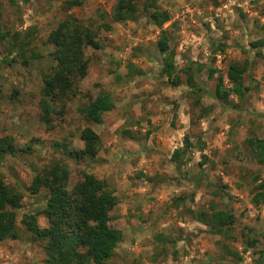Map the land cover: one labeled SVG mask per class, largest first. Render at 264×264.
<instances>
[{
  "label": "rangeland",
  "instance_id": "obj_1",
  "mask_svg": "<svg viewBox=\"0 0 264 264\" xmlns=\"http://www.w3.org/2000/svg\"><path fill=\"white\" fill-rule=\"evenodd\" d=\"M65 1L0 0V30L7 33L0 40V57L10 56L9 63L0 58V135H11L17 146L0 159V176L22 195L18 235L0 240V264H41L42 241L31 236L22 220L33 217L46 224L40 212L43 190L32 193L28 185L53 158L67 164L68 186L85 171L103 178L115 195L109 223L120 229L121 238L108 264H255L258 249L264 251V207L250 202L252 177L260 166L245 138H264V46L257 53L248 41L264 37V0H155L169 13L162 27L176 67L187 60L204 63L197 80L208 90L199 100L209 106L208 114L199 115L184 84L171 85L160 76L159 28L140 8L134 19L113 22L100 32L98 48L84 49L87 71L63 114H54L47 128L37 101L41 74L53 64L48 30L70 13L93 22L98 9L108 11L114 2L79 0L65 9ZM137 1L141 7L144 0ZM25 39L23 51L18 45ZM217 41L225 43L223 51L215 49ZM229 61L246 68L248 89L238 108L222 105L209 93L214 76L224 75ZM209 67L215 68L212 77ZM100 89L109 92L113 106L100 122L89 124L98 134L97 153L75 160L53 142L82 146L78 133L85 121L77 106ZM185 133L194 145L176 169L170 154ZM209 205L233 213L229 237L192 217V210ZM241 231L259 240L245 247Z\"/></svg>",
  "mask_w": 264,
  "mask_h": 264
},
{
  "label": "trees",
  "instance_id": "obj_2",
  "mask_svg": "<svg viewBox=\"0 0 264 264\" xmlns=\"http://www.w3.org/2000/svg\"><path fill=\"white\" fill-rule=\"evenodd\" d=\"M63 8L67 9L80 4L79 0H66ZM142 10L148 21L159 28L155 40L160 53L159 74L171 85L184 84L186 94L192 97V106H198L199 115L208 114V105L200 104V96L208 90L197 80V74L204 67L203 62L187 60L177 68L174 51L169 48L168 34L162 24L169 19L165 9H159L155 0H144L141 7L137 0H114L109 10L98 9L93 22H85L74 15L66 14L51 27L46 34V42L51 44L49 55L53 64L48 71L41 74V85L37 101L39 119L45 127H52V116L62 115L66 101L76 93V83L86 73L88 59L84 53L86 47L98 48L100 32L111 28L112 23L126 19H134ZM6 31L0 30V40ZM12 36L13 42L16 41ZM28 40L21 41L20 50H25ZM225 43L217 41L215 49L223 51ZM248 46L260 53L258 47L264 46V37L248 41ZM9 63L10 56L0 57ZM213 59V56H212ZM26 62V60H23ZM245 65L237 61L227 63L224 75L214 76V84L209 93L222 105L238 108L244 98L247 84L244 83ZM207 76L212 77L214 67H209ZM178 72L183 73L181 79ZM234 97L237 99L234 100ZM113 106L109 92L100 89L89 96L85 102L77 106V111L85 124L79 129L81 147H69L65 141H54V147L61 146L62 152L75 160L93 159L98 150L99 138L89 125L102 120V113ZM246 145L260 166L252 177L250 202L264 207V138H245ZM204 142L199 140L198 146ZM194 144L185 133L182 144L173 148L170 160L178 169L182 163V155ZM17 150L13 137L9 134L0 135V159L7 153ZM69 168L59 158L49 160L40 170L36 171L29 182L30 192L43 190L45 202L40 212L46 218L45 225H39L35 218H25L23 223L31 236L42 241L44 256L41 264H108L112 251L121 238L118 227L109 223L110 210L116 203L113 192L107 187L103 178L83 171L82 176L70 186L67 185ZM21 193L5 182L0 176V240L17 237L16 210L20 205ZM180 198V197H179ZM192 217L207 225L214 233L230 236V226L234 215L226 207L209 205L192 210ZM245 247H252L257 236L240 233ZM228 253H234L230 248ZM255 264H263V248L258 249ZM236 255V254H235Z\"/></svg>",
  "mask_w": 264,
  "mask_h": 264
}]
</instances>
